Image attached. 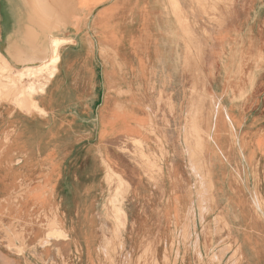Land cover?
<instances>
[{"label": "rangeland", "instance_id": "rangeland-1", "mask_svg": "<svg viewBox=\"0 0 264 264\" xmlns=\"http://www.w3.org/2000/svg\"><path fill=\"white\" fill-rule=\"evenodd\" d=\"M221 3L219 0H188L186 4L196 14H191L190 33L184 34L189 38L184 43L187 57L181 59L179 73L171 76L174 88L157 91V107L153 113L158 136L164 137L163 144L158 143L165 153L161 165L164 175L157 178L155 173L145 170L143 186H140L139 177L143 162L138 149L129 142H117L112 137L101 139L112 130L107 131L106 127L103 131L101 122L98 133L97 114H94L91 118L80 117L83 125L93 121L91 136L76 138L56 163L51 184L46 186L52 201L42 200L38 204L22 193L27 184L17 185L22 165L16 160L14 147L6 136L9 115L18 108L13 104V96L0 100V264H247L242 249L225 233L226 224L218 225L220 204L213 201L214 186L206 177L207 168L202 155L203 149L208 152L213 146V137L197 119L206 117L208 126L211 123L208 118L219 101L228 117L242 113L246 123L244 128L249 127L254 138L264 140V117L259 118L264 112V26L238 24L239 34H249L258 40L233 42L222 56L205 57L214 44L204 41L210 39L208 32L225 27L214 19L215 14H221L219 7L215 10ZM40 5L46 7L43 1ZM253 6L246 11L238 10L239 18L252 20L257 15ZM170 10L173 12L171 7ZM222 17H226L225 14ZM252 49L255 52L251 53ZM209 62L215 66L210 74L207 72ZM254 74L261 77L254 94L249 99H237L236 87L240 82L247 85ZM201 108H205L203 115ZM26 113L32 115L34 112ZM36 114L46 116V112ZM131 120L137 122L130 112L124 114L122 123L126 138L139 135L145 138L144 127L141 126L140 131L129 130ZM228 133L222 135L230 142ZM32 145L29 140L24 147L30 149ZM226 145L224 154L227 158L230 156L234 170L240 169L244 182V187H240L236 175L228 178L227 194L250 198L249 191L258 184V195L264 202L263 159L258 156L249 165L240 164L235 156L236 150ZM102 149L107 150L115 161L107 154L101 155ZM154 151L160 155L159 148L155 147ZM173 156L179 158L180 170L169 174L168 158ZM190 156L194 157L193 163L188 160ZM43 159L46 165H51L49 155ZM115 162L124 171L118 169ZM12 176L16 177V185L13 181L6 183V179ZM182 193H188L193 199L195 211L191 227L186 232L180 231L181 226L176 230L172 220L165 222L162 218V206L171 198L174 205L172 218L179 219L180 207L187 209V205L177 199ZM198 202H201L200 207ZM260 203L255 202L256 208L259 209ZM46 208H54L53 213L43 211ZM51 215L56 216L59 227L65 229L67 243H46L49 236L56 234L52 229H57L51 227L46 234ZM257 229L261 245H264V219ZM44 237H47L46 241ZM20 238H24L25 243L23 254L14 252L21 246ZM37 241L45 242L38 245ZM45 248L46 251H42Z\"/></svg>", "mask_w": 264, "mask_h": 264}, {"label": "crops", "instance_id": "crops-1", "mask_svg": "<svg viewBox=\"0 0 264 264\" xmlns=\"http://www.w3.org/2000/svg\"><path fill=\"white\" fill-rule=\"evenodd\" d=\"M42 1L44 6L53 12L52 17L41 15L38 11L41 7L35 5L33 0H0V53L13 67H22L24 65L20 62L22 59L44 55L41 52L47 48V42L51 37L71 41L59 50V63L54 79L48 83L43 95L35 97L38 106L46 112V116L39 117L36 113L31 115L15 107L9 115L7 140L11 141L14 147L13 154L22 165L17 185H28L24 186L22 193L28 194L38 204L42 200L47 203L52 201L46 186L51 184V178L57 169L56 163L76 138L91 136L94 132L93 121L83 125L80 117L91 118L94 114H97L98 133L101 122L103 131L106 127L107 131L112 130V133L101 139L112 137L117 142H129L138 149L143 162V170L139 174L140 186L144 185L142 175L146 173L145 170L161 178L164 175L161 165L165 153L158 143L163 144L164 137L158 136L153 113L157 107V91L174 88L171 76L179 73V63L181 59L187 57L184 43L189 38L184 34L190 33L191 14L196 16L192 13L191 7H187L188 0ZM219 1L225 5L221 3L216 6L215 10L219 7L221 14L219 16L215 14L214 19L222 22L225 27L209 31V40L202 37L204 41L214 43L209 53L205 54L208 58L222 56L223 51H226L233 42L258 40L249 34H239L236 29L238 24L264 26V0ZM252 4L257 15L252 20L239 18L238 10L246 11ZM224 14L226 17H222ZM196 23L199 25L198 21ZM21 41L23 43H20ZM29 41H32L37 50L33 51L32 46L27 44ZM250 52L253 53L255 50L252 49ZM214 68V63L209 62L208 74L212 73ZM260 78V75L254 74L247 85L240 82V86L236 87L235 97L237 93V99H249L254 94ZM235 106L238 113V105ZM204 110L205 108L203 112L201 111L202 115L205 114ZM214 111L209 117L211 123L208 130L206 117L204 119L200 117L197 121L198 124L202 122L204 130L210 131V137H213L211 143L213 146L209 147L208 152L203 149L202 155L203 160L205 159L204 166L207 168L206 177L214 186L213 201L220 204L218 225L222 222L230 224L232 235L242 245L247 264H264V245H261L260 233L257 232L259 225L256 222L259 219L261 223L264 219V202L258 195V184L253 191H249L250 198L241 195L229 196L226 189L228 178L236 175L240 187H244V182L238 171L240 169L237 168L235 171L231 166L230 156L227 158L224 154L227 143L236 150L235 156L240 160V164L249 165L258 156L264 161V140L254 138L250 128H244L246 123L242 113L228 117L226 109L219 101L215 103ZM127 112L137 120V122L131 120L128 124L129 130L140 131V127H144L146 140L141 135L126 138L127 133L123 131L125 126L122 120ZM263 117L264 112L259 118ZM226 131L229 132L230 142L222 135ZM29 140L33 145L30 149H25L24 145ZM155 147L159 148L160 155L155 154ZM202 148L200 147L201 150ZM100 152L101 155L107 154L113 159L107 150L102 149ZM45 155L50 156L51 165L45 164L43 159ZM188 160L193 163L194 157L190 156ZM168 162L169 174H176V171L180 170L179 158L173 156L168 158ZM115 164L118 169L123 170L116 162ZM192 172L194 173L193 170ZM15 178L8 177L6 183L13 181L15 184ZM177 199H181L187 205V209L181 205L179 219L173 220L174 205L171 198H168L167 203L162 206V218L165 222L172 220L176 230L181 226L180 231L185 232L190 229L192 219L195 217L193 199L188 193H182ZM255 202H261L259 209L256 208ZM198 204L200 207L201 202ZM46 210L53 213L54 208H46L43 211ZM51 227L57 228L52 229L56 234H67L65 229L59 227L56 216L51 215V219L47 221L46 234ZM67 238L65 236V239ZM43 240L46 241L47 237ZM45 241H37V244L41 245ZM67 242L64 240V243ZM22 246H25L24 241Z\"/></svg>", "mask_w": 264, "mask_h": 264}, {"label": "bare ground", "instance_id": "bare-ground-1", "mask_svg": "<svg viewBox=\"0 0 264 264\" xmlns=\"http://www.w3.org/2000/svg\"><path fill=\"white\" fill-rule=\"evenodd\" d=\"M40 1H42V0H33V2L36 3L35 5H39V7H41V10H38L39 13L41 15H43L44 17H47V18L52 17L53 12L49 11L47 7H46L47 9L45 7L42 8V6L40 5ZM60 3H62V2H60ZM62 4H64V3H62ZM66 4H67V2H66ZM63 7H64V5H63ZM61 8H62V5H61ZM60 10H62V9H60ZM38 11H36V12L38 13ZM56 13H57V11H56ZM61 14H63V13H61ZM63 17H64V15L62 16V19H63ZM34 18H36V17H34ZM46 27H48V26H46ZM48 29H50V28L48 27ZM47 31H45V32H47ZM49 34H51V33H49ZM19 37L22 38V36H19ZM20 43H23V42L21 41ZM70 43H71L70 40H58L56 38L51 37V38H49V40L47 42V48L41 52V54H44V55L37 57V58L29 57L27 59L20 60V62L22 64H24L20 68L13 67L7 61V59L0 53V100L2 98H5V97L7 98L8 96H13V104L19 110H23L26 112L33 111L34 113H38L40 115H43L45 112L43 109H41L38 106L37 101L35 100V97H37L39 95H43L48 83L52 79H54V77L57 73V66L59 63V50L63 46L68 45ZM27 44L32 46L33 51L37 50V48L34 46L32 41H29ZM37 44L39 45V43H37ZM22 47H20V48H22ZM27 48H28V46H27ZM23 50H24V48H23ZM38 56H39V54H38ZM209 128H210V126L208 125L207 130ZM20 194H21V191H20L19 195ZM114 209H115V207H114ZM112 212H114V211H112ZM256 222L258 225L260 224L259 219L256 220ZM230 230H231L230 224L227 222L225 233L227 234V236L232 237L237 242L240 249H242V245H241L240 241L237 238L235 239V237L232 235V233H233L232 230L231 231ZM48 239H49V241L46 242L48 245H49V242H53L54 240H58L59 241L58 243L63 244L64 240H65V235H64V233H61V234L57 233V234H54L53 236H49ZM20 241H21V246L15 248V250L13 249L14 252H16L17 254H20V253L23 254L24 247H25V246H22L24 238H22ZM9 246H11V245H9ZM11 248L12 247H10L9 249H11ZM103 250H104V248H103ZM42 251H46V249L42 250ZM106 251H107V249H106ZM241 251L243 252V249Z\"/></svg>", "mask_w": 264, "mask_h": 264}]
</instances>
